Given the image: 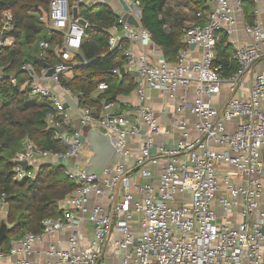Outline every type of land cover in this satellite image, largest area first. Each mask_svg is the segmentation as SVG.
<instances>
[{
	"label": "built area",
	"instance_id": "built-area-1",
	"mask_svg": "<svg viewBox=\"0 0 264 264\" xmlns=\"http://www.w3.org/2000/svg\"><path fill=\"white\" fill-rule=\"evenodd\" d=\"M122 1L140 26L119 18L109 31V47L122 51L127 67L136 70L141 104L127 115L99 116L83 108L78 114L81 128L71 134L58 121L62 118L72 126L68 108L45 83L59 86L60 77L70 76L78 64L74 59L80 55L88 24L79 23L75 10L105 0H52L49 12L40 18L49 34L60 36V61L51 77L46 76L48 68L41 76L35 75L30 64L23 70L33 80L31 92L51 99L48 121L67 151L40 152L26 139L12 162L19 181L34 177L21 162L58 164L76 189L61 202L59 218L42 222V234L27 233L13 241L8 255L0 246V264H264V21L238 26L243 4L250 0H204L210 8L208 21L188 26L183 37L186 47L177 62L162 58L154 63L146 53L123 48V42L150 41L151 34L141 25L139 4ZM253 1L264 7V0ZM11 22L12 15L6 12L0 49L14 44L8 35ZM240 31L247 37L245 44L234 39ZM222 35L234 50L230 61L237 65L229 75L217 64ZM50 47L48 40L40 42L43 51ZM113 73L120 76V70ZM5 78L0 69V82ZM9 79L17 86L16 77ZM107 88L105 83L98 86L100 91ZM146 89L160 92L174 104L177 119L172 128L164 129L154 108L144 104ZM110 107L105 105V111ZM90 128L110 135L114 159H119L101 175H88L85 170L90 150L84 130ZM142 132L146 141L141 155L127 165L131 142ZM175 133L179 139L171 148L157 143L161 136ZM156 145L159 155L152 156ZM161 158L166 164L157 182L132 184L135 168L144 167V177L150 178L148 166ZM92 198L101 201L92 205ZM88 224L90 239L83 230ZM116 256L120 257L117 263L110 261Z\"/></svg>",
	"mask_w": 264,
	"mask_h": 264
},
{
	"label": "trees",
	"instance_id": "trees-1",
	"mask_svg": "<svg viewBox=\"0 0 264 264\" xmlns=\"http://www.w3.org/2000/svg\"><path fill=\"white\" fill-rule=\"evenodd\" d=\"M52 0H0V28L6 12L12 15V30L8 33L14 39V46L0 49V69L6 78L0 82V230L7 224L8 231L1 243L2 252L9 254L13 241L22 239L27 233L40 235L46 219H56L62 215L59 207L75 189L62 167L41 164L35 178L16 179L12 162L15 155L23 150L24 140H30L40 151L66 152L67 148L57 139L55 128L47 122L53 112L49 98L45 103H30V85L33 80L23 67L31 63L36 76H41L48 67L59 63L57 45L60 36L56 33L50 40L51 47L40 49V36L46 33V25L40 18L49 12ZM142 12V26L151 34L152 42L162 50L166 61L177 62L179 52L185 48L184 34L192 23L206 24L209 11L204 0H133ZM176 4V5H174ZM188 8L192 15L184 13ZM80 12L88 27L80 55L74 62L70 76H61L60 84L69 93L77 95L79 106L93 108L98 115L103 107L114 101V97L134 91L136 84L129 74L120 77L114 70L127 68V58L122 51H111L109 31L117 23L118 17L108 6L95 8L80 6ZM182 8V9H181ZM181 9V10H180ZM201 13V18L197 16ZM123 48L129 42L122 43ZM217 64H221L227 75L237 70L230 61L232 46L222 35L217 47ZM88 64L84 65L83 62ZM14 75L17 86L9 77ZM30 82L29 91L21 90ZM105 83L108 88L100 91L98 86ZM65 132L74 133L73 126H67L58 118ZM78 126V125H76Z\"/></svg>",
	"mask_w": 264,
	"mask_h": 264
},
{
	"label": "crops",
	"instance_id": "crops-1",
	"mask_svg": "<svg viewBox=\"0 0 264 264\" xmlns=\"http://www.w3.org/2000/svg\"><path fill=\"white\" fill-rule=\"evenodd\" d=\"M72 1H74V0H72ZM86 2H89V1H86ZM261 4L262 3H260V2H259V4H257L253 0L245 2L243 4V9H244L243 12L244 13H243V15L240 16V21L238 23L239 24L238 26H244V24H248V23L252 24L256 20H261L263 22L264 21V10H263L264 7L261 6ZM97 5L108 6L111 10H113V12L116 14L118 19L119 18L123 19V17L128 14L126 12L125 3L122 0H105L104 4H95L91 7L95 8ZM85 7H87V5H85ZM88 7H90V6L88 5ZM208 9L210 10L209 7H208ZM74 15H75V12H74ZM208 15H209V11H207V13H206L207 21H208ZM75 16H78L79 19H82L87 23V21L83 18L82 14L80 12V8H79V10ZM199 18H201V17H199ZM194 24H196V23H192V25H194ZM141 25H142V19H141ZM199 25H203V24H199ZM45 32H46L48 37L51 36L47 29ZM234 39L236 41L239 40L240 44H245L248 42L247 37H245V35L243 34L242 31L238 32L235 35ZM42 40H45V39H42ZM42 40H40V42ZM48 41H50V40H48ZM13 42H14V39H13ZM40 42L38 44L39 47H40ZM13 46H14V44H13ZM128 47H131L133 49V51H135L136 53H140V54L146 53L148 55V57L151 59V61L154 63H157L162 58L165 59L162 50L160 48H158L152 42L151 39H150V41H146L145 43L140 42V43L135 44V45L129 44ZM232 51H234L233 48H232ZM28 64L31 65V63H28ZM120 73H121V71H120ZM136 73H137L136 70H134L132 68L126 69V74H129L135 83L137 80V74ZM11 76H14V75H11ZM120 77H122L121 74H120ZM29 83H30L29 81L27 83H25L22 86L21 90L24 92H28L29 91ZM45 86L49 87L51 89V91L55 97L59 98L63 103H65L66 107L69 110L71 118H72V120H71L72 126L75 127L77 130H80L81 127H80V122L78 119V114H79V111L81 109H83L84 107L82 108L79 106L77 95H73L69 92H66L67 90L64 89L61 86V84L59 86H54V85H51L50 83L46 82ZM136 87H137V85H136ZM181 93L183 94L184 92L182 91ZM146 96H147V99L144 102V104L154 108V110L157 112L159 124L164 129L172 128L175 120L177 119V115L174 112V104L170 103L166 96L162 95L160 92L155 91V90L146 89ZM29 98H30L29 99L30 103H36V102L45 103L46 102L45 99H47V98H44L41 96L34 95L32 92L29 93ZM49 100L51 101L50 98H49ZM110 104H111V107L106 111L103 107V110H102L100 115H102L103 113H105V114L106 113H116L119 115L131 114L133 112V110L138 105L141 104V101L138 99V96L136 95V88H135L134 91H132L129 94L120 95L117 98L114 97V101L111 102ZM90 109H92L93 112L96 113V115H98V113L95 109H93V108H90ZM188 120L191 123L190 125L193 127L194 119L191 117V115L189 116ZM47 122L49 124L48 116H47ZM76 125H78V126H76ZM49 126H50V124H49ZM88 130L89 129L84 130V139H85L86 144H87V132H88ZM144 133L145 132H142L141 134H143V135L139 136L136 140H132V142H131V148H132L131 156L124 161L127 165H132L135 162V160L140 157L141 148L144 146L145 141H146V137H145ZM177 139H179V134L175 133L172 136H168V135L165 137L161 136L160 138L157 139V143H159V144L163 143V144H165L166 147L171 148ZM158 146L159 145H156L152 149V151H151L152 156H158L159 155V147ZM86 153H87V158L88 157L90 158L92 156L91 150H90V152L88 151ZM114 161L117 162V161H119V159H116V160L114 159L112 163H114ZM42 162L43 161H37V162H34L30 165V169L28 170V172L33 173V176H34L33 178L36 177L39 166L41 164H45L44 162L43 163ZM88 163L89 162H86L84 165L86 166V165H88ZM47 164H49V163H47ZM165 164H166V160L161 158L159 160L158 164H156L154 166L149 165L148 169L152 173V177H150V178L144 177V174H143L144 167L135 168L134 173H133V178L131 180L132 184H137V183L142 184V183H146L149 181L157 182L158 178L160 176V173H161L163 167L165 166ZM51 165L57 166L58 164L57 165L51 164ZM134 195L137 196V192H134ZM98 201H101V199L92 198L91 204L93 205L95 203H98ZM61 202H60L59 206L61 205ZM89 225L90 224H88L87 226H85L83 228L87 239H90L92 237V228L90 227L91 225L90 226ZM44 248H45V246L43 245L41 247V249L43 250ZM119 259H120V257L116 256V258H111L110 261H112V262L114 261L115 263H117L119 261Z\"/></svg>",
	"mask_w": 264,
	"mask_h": 264
},
{
	"label": "water",
	"instance_id": "water-1",
	"mask_svg": "<svg viewBox=\"0 0 264 264\" xmlns=\"http://www.w3.org/2000/svg\"><path fill=\"white\" fill-rule=\"evenodd\" d=\"M77 14V10H75V15ZM123 20L129 24L134 25L135 27L140 26V22L133 15H125ZM79 23L84 26L86 22L82 19H79ZM195 45H191V48H194ZM52 68L48 67V71L46 76H52ZM121 76L126 75V69L123 68L121 70ZM57 131L62 133L61 128H57ZM87 146L92 152V156L88 160V165L85 166L86 173L88 175H101L113 162L115 157L116 149L111 141V137L109 134L103 133L98 128H90L87 132ZM21 167L24 171H28L30 169V165L28 162H21ZM8 231L7 224H3L0 230V245Z\"/></svg>",
	"mask_w": 264,
	"mask_h": 264
},
{
	"label": "rangeland",
	"instance_id": "rangeland-1",
	"mask_svg": "<svg viewBox=\"0 0 264 264\" xmlns=\"http://www.w3.org/2000/svg\"><path fill=\"white\" fill-rule=\"evenodd\" d=\"M181 2H185V0H180ZM174 5H176V4H174ZM183 7V12L184 13H187V14H190V15H192V12L188 9V8H186V7H184V6H182ZM180 9V10H181ZM44 37H47V34L46 33H44V34H42V36H40V39H44Z\"/></svg>",
	"mask_w": 264,
	"mask_h": 264
}]
</instances>
